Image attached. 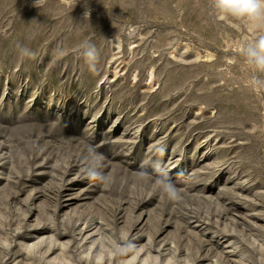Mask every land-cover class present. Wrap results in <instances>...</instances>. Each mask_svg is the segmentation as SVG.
I'll return each instance as SVG.
<instances>
[{
    "label": "rangeland",
    "instance_id": "rangeland-1",
    "mask_svg": "<svg viewBox=\"0 0 264 264\" xmlns=\"http://www.w3.org/2000/svg\"><path fill=\"white\" fill-rule=\"evenodd\" d=\"M262 32L209 0H0V264H264Z\"/></svg>",
    "mask_w": 264,
    "mask_h": 264
},
{
    "label": "clouds",
    "instance_id": "clouds-1",
    "mask_svg": "<svg viewBox=\"0 0 264 264\" xmlns=\"http://www.w3.org/2000/svg\"><path fill=\"white\" fill-rule=\"evenodd\" d=\"M209 4L216 18L220 21H247L257 29L264 28V0H209ZM78 48L81 50V55L87 63L89 70L95 72L100 58V51L87 40L81 42ZM20 52L25 56H35V53L26 47H21ZM242 55L245 57L248 65L252 66L257 72L264 73V32L254 41L245 45ZM255 83L257 85H264V80L257 78ZM98 168V162L93 166L87 167L84 170L86 176L91 179L102 178ZM163 189L169 198H178L179 193L171 183H164Z\"/></svg>",
    "mask_w": 264,
    "mask_h": 264
}]
</instances>
